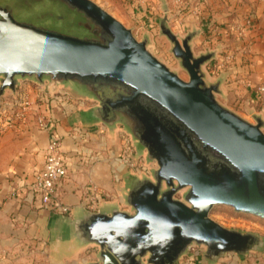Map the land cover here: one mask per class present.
I'll list each match as a JSON object with an SVG mask.
<instances>
[{
    "label": "water",
    "instance_id": "water-1",
    "mask_svg": "<svg viewBox=\"0 0 264 264\" xmlns=\"http://www.w3.org/2000/svg\"><path fill=\"white\" fill-rule=\"evenodd\" d=\"M160 30L188 80L94 0H0V95L22 79L70 86L98 101L77 121L122 124L136 151L157 163L151 175L126 178L128 209L76 206L53 221L59 259L88 246L96 260L87 264H180L195 245L208 264L264 254L263 235L210 216L223 204L264 218V116L251 122L218 100L223 80H209L204 68L216 51L192 48L200 30L180 39L167 15Z\"/></svg>",
    "mask_w": 264,
    "mask_h": 264
},
{
    "label": "rangeland",
    "instance_id": "rangeland-1",
    "mask_svg": "<svg viewBox=\"0 0 264 264\" xmlns=\"http://www.w3.org/2000/svg\"><path fill=\"white\" fill-rule=\"evenodd\" d=\"M94 1L131 28L137 39L141 40L147 36L150 40L148 47L152 53L185 80L189 79V74L172 53L169 39L161 33L160 20L167 15L171 29L180 39L191 30H200V34L192 40V48L195 54L216 51V56L208 61L204 68L209 80L218 78L223 80L224 94L218 95V100L251 122H255L253 113L264 116L257 107L248 104L243 107L241 102L228 101L229 89L226 80L231 74L230 66L238 58L237 55L242 57V53L251 51L244 49L245 38L248 37L249 29L255 25L254 13L244 12L242 2H229L233 14L242 12L239 16L229 21H219L205 0ZM257 92L259 93L258 89ZM97 104V100L78 93L70 86L60 85L53 90L32 79H22L16 91L7 89L0 95V136L11 132L32 139L33 135L29 132L41 128L39 117L45 118L49 123L50 120L57 119L56 125H60V133H64L66 137L72 134L77 138L75 140L77 153L73 155L71 163L74 168L72 174L77 183L80 179L78 177H81L77 190L83 187L84 197L80 205L94 211L106 203H117L122 208H127L122 198L127 189L126 178L131 175H151L152 170L157 168V163L148 161L145 151L142 153L136 151L131 135L122 124L108 127L99 122L88 129L77 121L79 111ZM69 112L71 113L66 116ZM27 131L29 132L26 133ZM81 132L87 136L91 133L89 135L96 138V141L79 138ZM101 139H105L107 144ZM124 159H129L127 167L126 163L121 162ZM132 163L135 166H132ZM98 164L108 167L109 176L107 174L106 177L98 179L90 175L91 169ZM93 204L96 208L89 209L88 206ZM210 216L226 227L254 231L264 236V218L257 215L238 212L231 206L221 204L213 207ZM48 235L49 232L45 230V239ZM45 244L47 252L45 251L43 259L46 263L54 264L51 260L57 259L55 251L50 242ZM2 258L0 252V260ZM36 259L37 256L29 255L27 264H35Z\"/></svg>",
    "mask_w": 264,
    "mask_h": 264
},
{
    "label": "crops",
    "instance_id": "crops-1",
    "mask_svg": "<svg viewBox=\"0 0 264 264\" xmlns=\"http://www.w3.org/2000/svg\"><path fill=\"white\" fill-rule=\"evenodd\" d=\"M205 1L211 6L219 21H229L242 13L233 14L230 11V1L242 2L244 12L254 13L255 25L249 29L244 46L245 50L251 51L242 53V57L237 55L238 58L230 66L231 74L226 80V86L229 89V102H241L243 107L248 104L264 113V93L257 92V87L264 82V0ZM56 121L58 120H50L45 129L39 127L27 131L26 133H32V139L11 132L0 136V252L3 256L0 264H27L29 255L37 256L35 264H49L43 259L45 251L47 252L45 243L50 240L49 227L63 213L45 208L39 194L33 191L32 183L43 166L45 147L54 137L61 139L68 165L67 176L57 187V200L70 206V210L81 206L80 201L84 197L83 187L77 190L81 177H78L80 179L77 183L72 174L74 168L71 163L73 155L77 153L75 145L77 138L72 134L66 137L64 133H60V125H56ZM89 134L87 136L81 132L79 138L96 141V138ZM101 141L107 144L105 139ZM107 168L106 165L98 164L91 169L90 175L98 179L106 177ZM45 230L49 232L46 239ZM203 251L202 246L196 251L190 250L181 258L180 264H208ZM95 253L96 247L88 246L73 256L51 261L54 264H87L96 260ZM219 264H264V254L251 252L241 259L229 253L219 260Z\"/></svg>",
    "mask_w": 264,
    "mask_h": 264
},
{
    "label": "built area",
    "instance_id": "built-area-1",
    "mask_svg": "<svg viewBox=\"0 0 264 264\" xmlns=\"http://www.w3.org/2000/svg\"><path fill=\"white\" fill-rule=\"evenodd\" d=\"M259 93H264V82L257 87ZM39 125L45 129L49 122L45 118L39 117ZM129 160V159H128ZM127 159L122 160L128 166ZM135 166V164H131ZM67 160L62 150V141L59 138H52L48 141L44 152V163L41 170L35 175L32 189L39 194L41 202L45 208L68 213L70 206L64 205L57 200V187L67 176ZM89 209L96 208V205H89ZM199 246H192L191 251H196Z\"/></svg>",
    "mask_w": 264,
    "mask_h": 264
},
{
    "label": "bare ground",
    "instance_id": "bare-ground-1",
    "mask_svg": "<svg viewBox=\"0 0 264 264\" xmlns=\"http://www.w3.org/2000/svg\"><path fill=\"white\" fill-rule=\"evenodd\" d=\"M122 163H124L123 161H121ZM125 164V163H124ZM126 165V164H125ZM127 167V166H126Z\"/></svg>",
    "mask_w": 264,
    "mask_h": 264
}]
</instances>
